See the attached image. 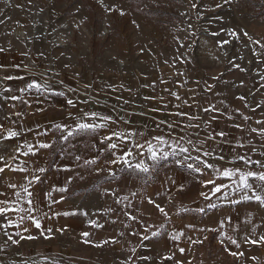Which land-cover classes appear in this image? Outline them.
Returning a JSON list of instances; mask_svg holds the SVG:
<instances>
[{"label":"rangeland","instance_id":"374dc122","mask_svg":"<svg viewBox=\"0 0 264 264\" xmlns=\"http://www.w3.org/2000/svg\"><path fill=\"white\" fill-rule=\"evenodd\" d=\"M194 3L195 8L192 7ZM19 6L23 19L29 21L30 26L31 20L39 23L48 17L47 34L51 40L58 36L61 52H74L76 63L87 69L85 72L91 80L94 77L97 81L99 74L100 85L92 87V83H88L83 88H74V93L86 97L88 103L95 102L104 107L111 121L107 129L81 133L66 142L61 141V132L52 128L56 137L50 149L36 147L35 156L16 153L14 149L25 141L38 146V140L31 139V133L25 132L20 119L51 114L50 93L13 92V87L3 86L15 82L0 78V125L3 129L17 131L22 127L19 137L0 141V157L11 169L21 166L28 169L20 172L6 167L5 172L0 173V191L7 193L0 199L14 200V190L7 187L8 183L26 184L23 177L31 178L33 169L44 167L46 173H37L42 182L29 186V190L36 194L37 207L41 210L34 214L43 216L47 213L51 218L47 222L58 221L53 215L61 217L63 203L54 205L45 201L50 200L48 192L55 200L61 194L57 191L63 187L59 184V175L51 181L50 176L52 171L61 170L56 167H61L62 162L72 171L63 198L74 207L73 211L70 210L75 213V221L80 220L79 215L83 219L80 220V229L75 227L73 232L68 224L59 229L61 233L53 230L41 236L33 227L31 231L36 233L32 236L37 238L27 240L17 234L22 233V228L8 223L9 219L13 224L19 223V214L10 212L0 216V225H3L0 227V264H69L71 258L91 264H261L260 258L234 257L214 231H201L196 228L203 226L192 223L196 220L202 224L207 215L217 211L219 203H228L222 193L211 195L213 185L204 186L209 179L231 185L232 181L217 176V169L239 168L245 172L262 173V165L264 168V134L260 132L264 129V108H258L256 87L261 74L256 75L254 47L250 42L252 20L264 17V0H0V40H7L8 22L11 21L8 18L15 15ZM38 31L44 34L41 28ZM232 32L239 39L230 35ZM223 40L229 43L221 47L218 41ZM47 78L55 85H66L55 70H51ZM262 78L263 83L264 75ZM173 87L187 91L194 89V99L187 95V98L173 102L177 99ZM13 96L17 99H12ZM222 102L225 103L223 108ZM35 103L44 105L45 109L33 108ZM170 103L171 111L168 112L165 108ZM31 112L34 114L30 115ZM112 131L136 133L128 147H132L135 141L152 140L155 143L153 137L163 136L169 144L178 141L189 148V152L153 164L147 159L146 151L141 149L145 156L131 157L132 165L139 158L145 159L150 173L134 169L129 173L130 179L125 180L130 182H125V187L119 190L118 179L128 168L107 163L115 157L105 151L106 144L100 143L104 135ZM220 132L225 135L221 137ZM209 135L212 139H206ZM189 140L192 143H188ZM165 151L170 149L165 148ZM204 152L210 154L205 156ZM13 155L15 160L10 159ZM116 155H121L119 149ZM77 156L81 157L79 161L75 159ZM184 156L189 159L178 165L177 161L183 160ZM196 158L212 167L206 169L198 165L203 174L187 168L188 163L196 164ZM93 159L97 164L85 163ZM251 166H257V169ZM100 168L104 170L97 172ZM107 182H111L110 185L104 184ZM161 184L165 186L160 188ZM149 188L155 191L157 198L151 196ZM132 192L137 195L133 196ZM201 193H207L211 199H205ZM124 196L128 199L124 200ZM149 199L160 203L168 217L150 204ZM244 201L247 200L240 199L239 202ZM250 201L264 212V206L255 200ZM94 205H98L99 210L93 211ZM131 216L136 219H130ZM156 217L160 218L158 231L152 226ZM43 220L46 221L44 216ZM92 221L103 225L101 237L110 242V249L103 247V250L96 251L90 247L86 256L78 257L81 249L75 248L82 233L98 232ZM261 222L258 237H264V215ZM25 223L31 226L30 221ZM151 223L150 227L146 226ZM153 232L158 234L153 236ZM171 232L172 235L184 233L180 239L185 238L190 245L189 256L181 254L174 259H165L170 255L162 239ZM188 234L193 236L191 240ZM8 235L17 243L9 240ZM53 244L60 248L56 250ZM61 249L79 251L73 256L58 252ZM92 255L102 261L94 263L96 257ZM106 257L112 262L104 263Z\"/></svg>","mask_w":264,"mask_h":264},{"label":"crops","instance_id":"0c3cea01","mask_svg":"<svg viewBox=\"0 0 264 264\" xmlns=\"http://www.w3.org/2000/svg\"><path fill=\"white\" fill-rule=\"evenodd\" d=\"M35 1V0H34ZM37 1V0H36ZM24 18V14L22 9L19 6V10L15 12V15L13 17H9L8 20H11L8 22L9 25V31H7V40L3 41L0 40V78L5 79L8 76L13 77L12 82H15L14 85L10 86H3V87H13L11 90L13 92H22L21 89H25L26 85L30 82H37V83H43L45 80L48 81L51 88H49L50 93V103L51 106L49 107L50 110H52V113L49 115H45V117H41L44 114H40L33 117H27L25 119H20V123H22L26 129V133H31V139H37L38 143H41V139L44 138L43 142H49L51 143L55 138V134H52L51 130L52 128H55L56 124L64 125L65 127L71 126L75 127V121L72 119V115H75L79 117L84 112H97L103 116H108V111H104V107H101L98 103H91L86 102V97L83 95L75 96L74 88L78 87H85L87 84H91V86H97L101 83V77L99 74L97 75V81L93 77L91 80V77H87V69L82 68L79 66L78 63L75 61L74 52L71 53H64L61 52L62 47L59 46V38L57 35L54 36L55 40H51L49 35L47 34L48 31V24L50 23V19L48 17L43 18V20H40L38 22H34L31 20V26L30 22L27 21ZM252 27H253V36L250 37V42L252 43V46L254 47V57H255V70H259L261 76L258 78V83H256L257 87V102H258V108H264V81L261 82L260 79H263L262 76L264 75V17H257L256 19L252 20ZM6 28H8L6 26ZM25 28H28V30H24ZM31 28V29H30ZM39 28H41V31L44 30V34L39 33ZM33 31V32H32ZM41 34V35H40ZM57 41V42H56ZM54 43V46L52 43ZM61 42V41H60ZM258 42V43H257ZM55 70L57 73V77L61 80H64V83L66 85H63V87L59 85H55L54 83H51V81L47 78L48 74H50V71ZM52 84V86H51ZM3 89V88H2ZM190 91H187L188 89H181L173 87L172 91L174 96L179 99H185L187 98V95L193 100V94L194 89L192 90L189 88ZM162 93L165 92V90L160 89ZM28 92H33L35 90H26ZM11 92V91H10ZM24 92V91H23ZM63 92L64 95H58V93ZM71 99L75 102L76 107H72L67 104V100ZM178 99H174L173 102H175ZM230 100V97L228 98V102ZM177 103V102H176ZM36 104V103H35ZM34 104L33 108H42L45 109V106L37 103ZM168 105V104H167ZM225 106V103L222 102V108ZM173 107V106H172ZM31 110V109H30ZM168 112L171 111V103L168 107L165 108ZM176 111H179L176 109ZM34 113L31 112L30 115H33ZM72 114V115H70ZM29 115V116H30ZM261 115H258V117ZM96 123H103V121L97 119ZM228 126V125H227ZM56 129V128H55ZM22 132V127L20 128L19 132ZM227 131V130H226ZM46 133V135H45ZM102 134V132H101ZM111 134V133H110ZM80 135V134H79ZM230 135V134H229ZM58 138V137H57ZM60 159V158H59ZM61 167H56L61 170H54L51 172L50 181L53 180L55 177L59 175V184L63 187H66L67 185V178L72 174V171L68 168V165L60 162ZM59 165V166H60ZM257 166H251L252 169H255ZM65 168V169H64ZM125 173L123 176L119 177L118 181V187L119 190L123 189L125 187V181L126 179H130L129 173L134 170L133 167H127ZM257 169V168H256ZM264 172V168L262 165V173ZM162 177V176H161ZM131 181H133L131 179ZM134 182V181H133ZM110 185L111 182H107L104 184ZM128 184V183H127ZM162 186H165V184H161L160 188ZM109 189V188H108ZM149 193H151V196L154 198L158 195L155 194V191H152L151 188H149ZM61 197H64V193H61L58 195V198L56 200L52 197L50 200L45 201L48 204H52V201H60ZM97 197H99V194H97ZM100 198V197H99ZM75 202L76 200L73 199ZM240 197H229L228 203H219L217 207V211L215 213L207 215L205 222L202 224L197 223L196 220L193 221V225H201L203 228H196V229H204L207 230L208 228L216 229L214 231L216 233V237L219 238V240H223L225 246L231 251H235L237 253L242 252L243 255L249 260L250 258L254 260L262 261L261 264H264V242H260L257 244H253L250 241L256 240L260 241L261 237H258L256 234L260 233L262 230V219L264 212H261V208L258 209L255 207L250 200L239 202ZM63 203L60 210L62 212H69L71 213L74 209V207H71L69 202L66 201L64 198L62 201ZM98 204V202H97ZM205 204V203H204ZM55 205V203H54ZM53 205V206H54ZM210 204H207L206 206H209ZM95 208H93V211L99 210L98 205H94ZM72 211H71V210ZM68 210V211H67ZM46 210L44 209V212ZM47 214V213H46ZM158 215V213H157ZM42 216V215H41ZM58 221H48L50 216L47 214L44 216V219H42V226L47 229L51 228L52 231L54 230L55 233H61L57 231V229L64 228V226H68L70 230L73 232L74 229L78 228L80 229V223L83 219L79 215V221L77 220L73 215H61V217L55 216ZM147 216V215H146ZM220 221H223L224 226L220 227ZM155 224H146V226L150 227L152 224L153 228L156 226L157 231L160 227V218H155ZM25 226L26 223L24 222ZM76 227V228H75ZM30 231L24 232L22 230V233H19L22 237L28 236V235H34L36 232H32L31 227L29 225ZM72 228V229H71ZM102 228L98 227V232L90 233L88 237L82 236V239L78 241V247L75 249H81L79 254L77 255V252L79 250H60L58 252L64 253L66 255L73 254V256L78 257H84L88 254V249L90 247H93L94 250L99 251L100 249L103 250V247L107 250L110 249V242L104 243L105 238L101 237ZM69 230V231H70ZM51 231V232H52ZM153 231V230H152ZM40 232V230H38ZM50 232V233H51ZM48 232L46 234H50ZM40 235V234H39ZM24 236V237H25ZM174 233L172 235V232L164 237L162 240L165 241V244L167 246L168 255H170L171 259H174L175 256H182L186 255L189 256V253L191 252V247L187 243L185 238H179L178 240L173 239ZM189 239L193 236L188 234ZM225 236H231L233 239L237 241V243L240 245L239 248H237L235 245L231 244L227 239H225ZM108 238V237H106ZM91 241V243H85V240ZM191 240V239H190ZM193 243V242H192ZM97 244H100L102 246H96ZM55 244H53L54 246ZM56 250L60 248L54 246ZM180 248L185 249L183 253L180 252ZM182 254V255H181ZM91 255V254H90ZM95 256V255H92ZM96 259L93 260L94 263L99 262L100 257L95 256ZM104 263H111V258H104ZM258 261V262H260ZM69 264H91L88 261H81L76 258H71L69 260ZM258 264V263H256Z\"/></svg>","mask_w":264,"mask_h":264},{"label":"snow or ice","instance_id":"6c2138e0","mask_svg":"<svg viewBox=\"0 0 264 264\" xmlns=\"http://www.w3.org/2000/svg\"><path fill=\"white\" fill-rule=\"evenodd\" d=\"M197 5L194 3L192 5L193 8H195ZM220 5L218 4L217 7ZM110 10V9H109ZM124 13L121 12V15ZM233 37L239 39L237 34L235 32L230 33ZM245 36H247V33H244ZM228 40L218 41V44L223 47L224 45L228 44ZM258 43V42H257ZM264 47V45H262ZM7 79H13V77L8 76ZM50 88V85L47 80H45L42 84L37 83L35 81L30 82L26 85L25 89H21V91L26 90H35L37 93H42L48 91ZM58 95H64L63 92L58 93ZM12 99H17V97L13 96ZM179 99V97H177ZM243 99V97H241ZM67 104L72 106L73 108L76 107L75 102L71 99L67 100ZM205 111H209V109H205ZM72 115V114H70ZM176 115H181V113H177ZM72 119L75 121L76 126L73 128L71 126L65 127L61 124H56L55 128L56 130L61 132V141L66 142L70 138H74L78 136L81 133H96L101 129H107L109 122L111 121V117L103 116L97 112H84L79 117L72 115ZM99 119L103 121V123H96V120ZM114 123V121H112ZM163 123V121H161ZM169 127H172V125H169ZM0 129H3V125H0ZM253 132H256L257 129H252ZM261 134H264V129L260 130ZM20 132L13 129H3L2 132H0V141L6 140V139H13L20 136ZM46 135V133H45ZM136 133H125L123 131L117 132L112 131L111 134H105L103 139L100 141L101 144H106L105 151L111 152L112 156L115 157V159L107 161L109 164H120L126 167H133L136 171L144 174L150 173V166L145 162V159L139 158L137 159V162L135 165H132L131 157H144L145 151L147 153V159L151 160L153 164L159 162L161 159H168L171 157H177L180 154L188 153L189 148L184 147L183 145L179 144L178 141H173L172 144H169V142L164 139L163 136H156L153 137V140L155 143H153L152 140H147L145 142L135 141V143L132 145V147H128V144L130 142V139L135 137ZM143 135L142 133L140 134ZM221 137L225 135V133L220 132L218 133ZM206 139H212L211 135H209ZM115 141H120V143H116ZM55 143L53 140L51 143L49 142H41L38 144V146H33L32 144H29L27 141H25L22 144H18L16 149H14V152L20 153L24 156L33 155L35 156L36 153V147L40 150H47L52 147V144ZM188 143H192L191 140L188 141ZM133 148L135 151H133ZM165 148L170 149V151H165ZM21 149H26L23 152H20ZM119 149L121 152V155H116V150ZM141 149L145 151H141ZM205 156L209 155L210 153L204 152ZM15 155L11 156L10 159L15 160ZM77 161L81 159V157L77 156L75 158ZM188 156H184L183 160H178V165H183L184 161L188 160ZM239 159L245 160L244 157H240ZM247 163V161H245ZM86 164H97V161L95 159L93 160H86ZM0 173L5 172V168H9L10 170H19L20 172H27L28 169L21 166L18 169H11V166L8 165L7 161L3 159V157H0ZM198 165H203V168L209 169L212 167L211 164L207 163L204 160H200L196 158V164L188 163L186 166L189 169H192L193 171L201 172L202 169ZM104 169L100 168L97 169V172L103 171ZM47 169L44 167H37L31 171V178H28L27 176L23 177V179L27 180L26 184H18L9 182L7 187L13 189V195L15 197L14 200L12 199H0V216H6L7 213H15L19 214V223L13 224V222L9 219V226L16 227L18 229L22 228L24 232H29L30 228L29 226H25V221H30V224L35 229L40 230L39 234L41 236H44L46 232L50 233L52 231L51 228L45 229L42 226V219L43 216H46L47 214L44 213L43 216L35 215L34 213H37L41 211L37 207V197L36 194L33 191L29 190V186H33L34 184H38L42 182V178L37 173H46ZM217 176L232 181L231 185L227 183H217L216 179H209L204 182V186L207 187L208 185H213V187L210 189L211 195L215 196L218 193H222L225 199H228L231 196H239L241 200H255L258 202L261 206H264V173H257L255 171H241L239 168L236 169H224L216 170ZM203 174V173H202ZM238 177V178H237ZM252 181H259V184H254ZM70 183V181H67ZM60 193H65L68 191L67 188L61 187L57 189ZM251 193V195H249ZM51 199V192L46 193ZM133 196H136L137 193L132 192ZM201 195L204 196L205 199H211V197L207 193H201ZM0 196H7V193L4 191H0ZM64 198L61 197L60 201H52L53 203H59ZM124 200H127L128 197L124 196ZM150 204H154L155 208L158 209V211L164 215L165 217H168V213L165 211V209L161 206L160 203L156 202L155 200L149 199L148 201ZM24 205H27L25 207ZM202 211V210H201ZM56 215H60V213H56ZM63 215H75V213H69L64 212ZM84 215H87V213H84ZM130 219L135 220V216L129 217ZM93 227H99L102 228V224H97L95 221H92ZM3 225H0L2 227ZM224 226L223 221H220V227L222 228ZM163 227V225H161ZM189 227H192V225H189ZM208 231H216V229L208 228ZM57 231H60L57 229ZM145 231L147 232L148 229L146 228ZM201 231H204V229H201ZM7 234V233H6ZM19 234V233H17ZM135 234V233H134ZM158 233L153 232L152 235L155 236ZM82 235L84 237H88L90 233L83 232ZM184 233L180 232L177 235L173 236V239L178 240L180 236H183ZM37 237L28 235L27 237H21V239H27V240H33ZM50 238V237H49ZM147 238V237H145ZM8 239L12 240L13 243H17L16 240L12 239L11 235H8ZM225 239H227L231 244L235 245L237 248L240 247V245L237 243L235 239H233L231 236H225ZM108 240H105L104 243H108ZM114 242V241H113ZM224 241L221 240V243ZM253 244H257L260 242H264V237L260 238V241L251 240L250 241ZM85 243H91L89 240H85ZM96 246H102L100 244H97ZM185 249L180 248V252L183 253ZM231 255L238 256L243 255L242 252L237 253L235 251L231 252ZM165 259H171V257H165Z\"/></svg>","mask_w":264,"mask_h":264},{"label":"built area","instance_id":"2783aa9c","mask_svg":"<svg viewBox=\"0 0 264 264\" xmlns=\"http://www.w3.org/2000/svg\"><path fill=\"white\" fill-rule=\"evenodd\" d=\"M255 62H256V60H255ZM255 72H256V75H258L259 73H260V71L258 70H255ZM7 264V263H6Z\"/></svg>","mask_w":264,"mask_h":264}]
</instances>
